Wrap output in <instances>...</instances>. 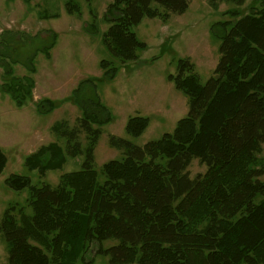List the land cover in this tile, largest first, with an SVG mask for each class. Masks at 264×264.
<instances>
[{
	"label": "trees",
	"instance_id": "1",
	"mask_svg": "<svg viewBox=\"0 0 264 264\" xmlns=\"http://www.w3.org/2000/svg\"><path fill=\"white\" fill-rule=\"evenodd\" d=\"M191 1L112 0L102 16L108 25L102 44L122 63L135 60L145 43L132 26L143 17L166 20L182 14ZM226 1L242 5L245 0ZM208 2L217 6V0ZM65 11L79 13L74 0L65 2ZM229 14L236 19L221 24L218 60L205 83H199L188 58L179 59L176 74L168 77L186 96V115L171 132L141 146L110 135L109 146L122 156L104 162L99 172L94 149L109 112L97 99H79V87L73 90L82 115L71 125L61 120L50 127L64 147L57 142L41 146L24 164L43 176L60 169L67 157L83 160L79 169L61 174L55 186H33L19 174L5 178L13 190L28 189L31 210H3L0 233L8 264H61L72 247L91 243L110 264H264V169L257 158L264 144V4L243 15ZM55 40L52 33L42 48L45 57ZM33 57L26 59L27 73L21 76L0 62L7 78L1 89L17 107L34 88ZM99 66L106 79L114 77L110 61L102 59ZM52 105L42 99L35 109L45 114ZM147 125V117L132 116L125 131L138 136ZM193 159L206 170L190 177ZM6 161L0 149V172ZM108 240L114 243L104 247Z\"/></svg>",
	"mask_w": 264,
	"mask_h": 264
},
{
	"label": "rangeland",
	"instance_id": "2",
	"mask_svg": "<svg viewBox=\"0 0 264 264\" xmlns=\"http://www.w3.org/2000/svg\"><path fill=\"white\" fill-rule=\"evenodd\" d=\"M66 1L0 0V62L10 67L13 75L21 76L27 73L26 59L34 55L32 63L35 68L32 93L22 106L17 107L1 89L7 78L0 67V149L7 159L0 172V218L3 210L10 206L14 207V214L20 207L26 214L31 213L26 204L28 189L16 191L4 183L11 174L29 177L33 186H55L61 174L80 168L81 155L67 157L60 169L48 170L43 176L36 170L29 171L24 164L25 158L41 146L57 142L64 147V140L56 137L50 127L61 120H67L71 125L82 115V110L74 102V89L79 87V99H97L109 112L110 120L101 126L94 149V168L99 172L104 162L122 156L118 149L109 146L110 135L141 146L173 130L176 121L187 112L186 96L168 78L176 74L178 60L188 58L194 65L199 83L204 84L218 60L220 35L223 33L221 24L236 19L229 12L237 11L243 15L251 7L264 4V0H245L242 5L217 0L214 8L208 0H192L182 14H170L166 20L143 17L131 29L145 47L137 50L135 60L122 63L101 41V33L108 26L102 16L112 0H74L78 14L66 13ZM54 13L58 17H42ZM91 24L96 32H92ZM52 33L56 40L47 58L42 48L49 45ZM102 59L115 67L112 79L104 77L99 66ZM42 99L53 104L45 114L35 109ZM46 108L42 105L43 110ZM91 109L87 104V110ZM132 116L148 118L146 129L138 136L125 131L126 121ZM257 158L264 169V144ZM205 170L206 166L196 159L187 167L190 177ZM260 179L264 181V174ZM112 243L113 240H108L102 245L107 247ZM85 246L83 249L72 247L61 264H79L82 259L90 264H110L108 256L96 253V243ZM0 264H8L1 233Z\"/></svg>",
	"mask_w": 264,
	"mask_h": 264
}]
</instances>
